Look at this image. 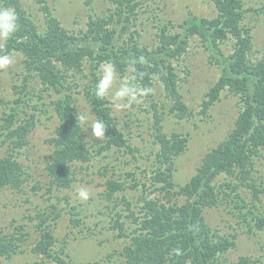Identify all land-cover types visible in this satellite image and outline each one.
<instances>
[{"label":"rangeland","instance_id":"rangeland-1","mask_svg":"<svg viewBox=\"0 0 264 264\" xmlns=\"http://www.w3.org/2000/svg\"><path fill=\"white\" fill-rule=\"evenodd\" d=\"M139 1V9L127 31L123 28L125 22L111 16L118 8L116 0H48V4L66 29L78 36L77 45L93 49L96 56L108 52L111 58L124 61L137 53L134 50L136 45L144 51L156 52L163 29L186 35L189 20L195 17L214 18L219 14L214 0ZM22 4L40 32L45 33L46 14L41 4L37 0H22ZM243 4L245 16L242 25L252 33L254 47L250 57L257 62L264 58V0H243ZM1 7L8 8L4 3ZM101 17L110 18L112 21L108 26L117 29L109 48L103 51L101 42L87 34L88 22ZM235 42L236 38L231 36L214 46L210 39L195 34L190 37L188 50L183 55L169 59L179 74L178 88L188 106L189 112L184 118L172 112L174 100L158 75L154 76V87L130 108L117 109L116 101L109 97L107 104L112 108L127 142L121 147L115 146L102 152L98 148L105 143L106 136L93 137L91 128H86L88 122L98 119L87 99L86 87L93 79L92 65L99 64L96 73L100 78V66L109 60L100 61L98 57L87 56L81 72L71 75V71L66 76L63 90L64 93L73 94L76 115L88 117V122H80L93 156L84 163L88 168L78 169L79 178L72 187L51 190L45 165L55 149L51 139L57 135L60 124L55 100L64 93L43 84L39 76L27 84L21 74L24 72V55L17 50L7 52V41H0V55L10 54L15 58L12 67L0 71V133L3 118L11 112H17L21 118L30 117L34 112L37 118L29 143L19 148V153L6 142L4 136H0V158L11 151L18 153L27 173L24 191H13L8 187L0 191V230L14 232L19 224L24 228L23 234L15 231L20 241L18 252L12 257H0V264H36L42 256L32 248L42 236H53L56 239L55 247L65 254L70 264H128L122 250L127 245L128 235L137 231L144 215L140 209V199L148 192L158 197L164 194V190L155 189L152 179L154 169L161 166L157 155L160 145L156 137V110L163 115L160 123L164 132L169 136L179 133L187 138L186 150L174 160L173 178L178 189L197 173L206 153L228 136L239 112L245 107L240 94L224 89L220 99L204 109L207 93L219 80L224 57L229 58L233 53ZM117 74L113 91L125 78L133 86L144 89L131 81L133 74L130 70L124 74L117 70ZM12 106L18 109L14 110ZM253 161L252 175L256 184L264 188V152L254 156ZM109 180L125 184L114 195L116 199L103 197ZM214 184L219 195L218 202L215 206L205 207L203 214L219 235L236 242L235 247L217 255V264H235L242 256H249L253 260L258 258L264 264V228L255 226L258 218L264 217V192H260V199H255L253 192L237 175L228 176L226 173L220 174ZM235 187L238 188L233 191ZM79 188L91 194L89 200L78 198L76 190ZM175 199L182 203L187 198L180 195ZM55 201L60 216L46 222L35 217L36 208ZM117 210L123 216H119ZM131 211V217L126 216ZM249 215L253 219H249ZM116 219L123 223L122 233L119 227L114 226L117 225Z\"/></svg>","mask_w":264,"mask_h":264},{"label":"trees","instance_id":"trees-1","mask_svg":"<svg viewBox=\"0 0 264 264\" xmlns=\"http://www.w3.org/2000/svg\"><path fill=\"white\" fill-rule=\"evenodd\" d=\"M37 1L46 14L45 33L40 32L38 25L27 14L22 0H0V7L4 3L8 8L14 9L19 17L18 30L7 40L5 48L7 52L17 50L24 55V72L21 74L24 75L23 79L27 84L39 76L43 84L64 93L66 76L71 71V75L81 72L87 56L98 57L100 61L109 60L122 74L126 70L129 71L132 60L139 61L143 58L144 63H137L136 71H130L133 74L131 81L146 90H151L154 87V76L158 75L168 95L174 100L172 112L180 118L187 116L189 110L178 88L179 74L169 59L183 55L188 50L190 37L195 34L210 39L214 46H218L220 41L231 36L236 38L234 51L229 58L224 57L223 72L208 91V98L204 102V109H207L220 99L224 89L240 94L245 107L239 112L234 128L216 147L206 153L197 173L176 189L173 178L174 160L186 150L187 138L179 133L169 136L164 132L160 123L163 115L156 110L158 132L156 137L160 145L157 155L161 166L154 169L152 179L155 189L164 190V194L158 197L148 192L140 199L142 201L140 209L144 215L137 231L128 235L127 245L122 250L128 264H217V255L235 247L236 242L219 235L203 214L205 207L215 206L218 202L219 195L214 181L222 173L228 176L237 175L241 182L250 188L255 199H260V192H264V188L256 184L252 175L254 156L264 152V58L253 62L250 57L254 45L251 31L245 30L242 25L245 16L243 0H214L219 10L216 17H195L192 21L189 20L186 35L163 29L160 46L156 52L144 51L136 45L134 50L137 53L126 61L115 60L108 52L96 56L93 49L77 45L78 36L66 29L52 12L48 0ZM116 2L118 8L111 16L114 18L117 16V21L125 22L123 28L127 31L133 17L136 16L140 1L116 0ZM111 21L110 18L101 17L88 22L87 34L101 42V51L107 50L115 37L117 29L108 26ZM98 65V63L92 65L93 79L86 87V96L97 118L106 125V141L98 148L102 152L114 149L115 146L121 147L127 140L107 100L94 94L95 82L99 80L96 73ZM55 102L60 124L57 135L51 139L55 149L45 166L50 189L63 190L73 186L79 178L78 169L87 167L84 163L89 162L93 155L89 142L84 137L83 125L75 112L73 94L64 93ZM12 109L17 110L18 107L12 106ZM36 125L37 118L34 112L25 118L19 117L17 112H11L3 118L0 136H4L6 142L19 153V148L29 143L30 134ZM18 153L11 151L0 158V191L7 187L13 191H24L26 188V166L19 160ZM124 187L125 184L122 182L109 180L103 197L105 195L109 200L116 199L114 195ZM237 188L235 187L233 191ZM180 195L186 196L185 202L180 203L175 199ZM67 202L70 204L69 200ZM130 206L131 204L128 205ZM36 209L35 217L42 218L43 222L60 216L56 201ZM117 213L123 216L121 211L117 210ZM132 214L131 211L126 216L131 217ZM249 219L253 218L249 215ZM115 222L117 225L114 226L119 227L122 233L123 223L120 219H116ZM40 226H43L42 223ZM255 226L263 229L264 217L258 218ZM23 229V225L20 224L15 227V231L21 234ZM15 231L0 230V257H12L18 252L20 241L17 240ZM55 243L56 239L53 236H42L35 242L32 250L42 256L36 264H70L65 254L55 247L57 246ZM176 249L180 250V255L176 254ZM235 264L262 263L258 258L253 260L249 256H242Z\"/></svg>","mask_w":264,"mask_h":264},{"label":"clouds","instance_id":"clouds-1","mask_svg":"<svg viewBox=\"0 0 264 264\" xmlns=\"http://www.w3.org/2000/svg\"><path fill=\"white\" fill-rule=\"evenodd\" d=\"M18 14L12 8L0 7V41H7L18 30ZM15 63V58L10 54L0 55V71L7 70ZM144 63L143 58L139 61L132 60L129 65V70L136 71L135 65ZM100 78L95 85L94 94L96 97L107 100L111 97L116 101L117 109L130 108L133 103H138L141 97L148 94V90L138 88L130 84L127 78L120 80L119 87L113 91L117 82V69L112 62H104L100 66ZM78 120L88 122V117L79 115ZM86 128H91L93 137L102 138L106 133V125L100 119L88 122ZM78 198L82 201L90 199L91 194L84 188L76 190ZM177 255H180V250H175Z\"/></svg>","mask_w":264,"mask_h":264}]
</instances>
